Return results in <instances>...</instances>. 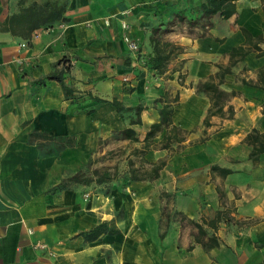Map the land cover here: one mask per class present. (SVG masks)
I'll use <instances>...</instances> for the list:
<instances>
[{
  "label": "crops",
  "instance_id": "obj_1",
  "mask_svg": "<svg viewBox=\"0 0 264 264\" xmlns=\"http://www.w3.org/2000/svg\"><path fill=\"white\" fill-rule=\"evenodd\" d=\"M44 1L0 0V264H264V151L253 160L244 141L253 129L264 132V84H254L264 67V0H235L231 16L217 12L193 25L190 9L199 14L202 0H57L65 20L28 37L10 30L21 8ZM244 29L261 34L262 54ZM160 39L180 48L156 75L144 59ZM240 45L248 52L222 84L237 91L224 107L234 112L204 126L210 100L194 85ZM62 58L70 65L65 82L80 98L46 79ZM167 98L172 124L188 133L176 151L147 150L151 162L169 154L158 184L121 178L55 187L87 169L98 139L115 130L131 127L141 143ZM113 100L142 105L140 123L130 124ZM162 195H170V217ZM100 222L106 230L88 237ZM208 236L216 244L205 247Z\"/></svg>",
  "mask_w": 264,
  "mask_h": 264
},
{
  "label": "trees",
  "instance_id": "obj_2",
  "mask_svg": "<svg viewBox=\"0 0 264 264\" xmlns=\"http://www.w3.org/2000/svg\"><path fill=\"white\" fill-rule=\"evenodd\" d=\"M234 1L235 0H202L197 6V10L200 11L199 14L196 15L195 7H191L190 14H193V16L188 17V22L190 25H193L198 21L199 18L208 17L217 12L222 17L227 18L235 12ZM64 12V1L59 2L57 0H45L42 3L32 2L27 7L21 8L18 13L14 14L10 18L9 27L12 32L17 33L22 37H28L33 29L38 28L41 25L47 26V24L52 21L65 20L66 17L64 16ZM176 16L179 19L183 17L182 15L180 17L179 13H176ZM244 33L246 36V43L255 41L254 46L258 50V54H262L263 51L261 48L256 46V41L263 40L261 34L254 38L245 29ZM179 48V45L173 43L172 41L156 40L153 45L152 53L145 57L144 62L154 74H163L166 71L167 63L177 54ZM247 52L248 47L243 45L233 47L229 53V62L227 65H219L215 74L210 75L205 79L199 80L194 85L196 92L205 93L210 100V106L208 107L207 114L203 119L204 126L209 125V117L211 115H224L226 113L228 117L232 116L234 112L233 107L230 104L227 105L226 109L224 107L229 99L233 95L237 94V91L234 89H226L222 86V84L225 81L224 76L227 72H230L231 66L236 64L238 61L242 62ZM65 62H67L65 58L60 59V63H62L61 69L49 73L46 75V79H56L61 84L66 97H75L73 93L75 89L65 82L64 73L70 69V65L68 63L66 64ZM258 74L259 82L257 80L254 84H264V67L258 69ZM92 97L97 102L106 101L101 97ZM172 101H174V99L171 101L166 99L162 107L159 108V121L150 125L149 129L146 131L143 139L141 140V146L132 148L130 156L137 157L140 160V164L138 166H134V161L131 158H128V167L125 171V175H123V179L126 184L130 183L132 180H153L160 176V170L165 166L166 158H159L154 162L148 161L144 155L149 148L159 146V148H166L170 151H176L183 146L181 142L186 139V134L188 131L172 124L171 117L173 107L170 103ZM112 103L115 105L116 109L122 113L126 111L133 112L131 115H129L130 124L140 123V113L144 108L142 105L124 106L116 100H113ZM89 110H93V108H90ZM163 128H166V132L163 134L162 138L158 142L153 141V137L157 135ZM115 131L116 132H114V134H116L117 138L119 139H128L130 142L140 141L138 136H136L134 129L131 127H126ZM203 139H206V136ZM244 141L251 145V151L249 155L253 158V160H256L258 154L264 151V132H259L253 129L245 136ZM92 163L93 158L89 162L87 170H78L74 174L66 178H62L55 187H65L72 182L88 183L93 181L96 183H102L111 181L115 178V171L117 170V167H113L114 171L112 172V167H93ZM221 171L228 172L229 170L222 169ZM106 226V222H100L85 234L88 237L94 238L102 231H105L107 228ZM196 226L198 227L200 233H204L201 230V225L196 224ZM111 230L112 229L110 228V231ZM202 243L205 247L212 246L216 244V238L214 236H208L206 241Z\"/></svg>",
  "mask_w": 264,
  "mask_h": 264
},
{
  "label": "rangeland",
  "instance_id": "obj_3",
  "mask_svg": "<svg viewBox=\"0 0 264 264\" xmlns=\"http://www.w3.org/2000/svg\"><path fill=\"white\" fill-rule=\"evenodd\" d=\"M161 41V39H160ZM63 63V62H62ZM67 64V62H65ZM62 66V65H61ZM126 78V80H125ZM125 81H128L127 77H124ZM177 81L182 82L183 81V76L182 74H177ZM75 98H80L82 94L79 92L75 93ZM77 96V97H76ZM166 97V96H165ZM172 98V97H169ZM168 99V98H167ZM88 108V107H87ZM128 115H131V111H126L125 112ZM201 130V129H200ZM164 129H161V131L157 135H161L163 133ZM197 132V130L195 131ZM153 137V141H155L156 136ZM206 136V135H204ZM201 137L203 139L204 137ZM199 139V138H196ZM142 143H139L138 141L130 142L129 140H121L117 138L116 134L110 135L109 137L105 138H100L98 139L97 147H96V153L93 155V167H101V166H107V167H112L111 171L113 172L114 168L117 167V170L115 171V178L114 179H121L123 178V175H125V171L127 170V161L128 158H131L134 163V166H138L140 164V160L135 157V156H130L131 150L133 147H140ZM99 150V151H97ZM146 154V153H145ZM169 154L167 153L164 158H167ZM146 158V155H144ZM148 160V158H146ZM149 161V160H148ZM85 168H83L84 170ZM87 170V169H85ZM218 171V170H217ZM159 178V177H158ZM153 179V183L158 184L159 180ZM162 203H163V211L167 216H171L174 212L172 209L169 208L168 201L170 200V195L165 196L162 195ZM169 197V199H168ZM167 208V209H166ZM171 214V215H170ZM164 220V219H163Z\"/></svg>",
  "mask_w": 264,
  "mask_h": 264
},
{
  "label": "built area",
  "instance_id": "obj_4",
  "mask_svg": "<svg viewBox=\"0 0 264 264\" xmlns=\"http://www.w3.org/2000/svg\"><path fill=\"white\" fill-rule=\"evenodd\" d=\"M124 41L126 42L127 48L129 50L136 52V53L140 51L138 43L134 39H132L131 37L124 36ZM125 80H126V78H125Z\"/></svg>",
  "mask_w": 264,
  "mask_h": 264
}]
</instances>
